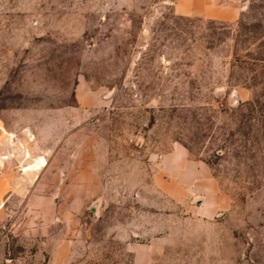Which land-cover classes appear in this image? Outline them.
<instances>
[{"label": "rangeland", "instance_id": "374dc122", "mask_svg": "<svg viewBox=\"0 0 264 264\" xmlns=\"http://www.w3.org/2000/svg\"><path fill=\"white\" fill-rule=\"evenodd\" d=\"M177 1L0 0V264H264V0Z\"/></svg>", "mask_w": 264, "mask_h": 264}, {"label": "crops", "instance_id": "0c3cea01", "mask_svg": "<svg viewBox=\"0 0 264 264\" xmlns=\"http://www.w3.org/2000/svg\"><path fill=\"white\" fill-rule=\"evenodd\" d=\"M242 0H178L175 10L181 16L200 17L210 21L231 23L236 22L242 13ZM168 164L169 180L180 189L201 191L199 196L202 205L200 213L215 214L221 209L218 199V185L206 167L199 162L190 161L188 151L175 146L164 158ZM178 172L177 174H175ZM174 173V174H171Z\"/></svg>", "mask_w": 264, "mask_h": 264}]
</instances>
